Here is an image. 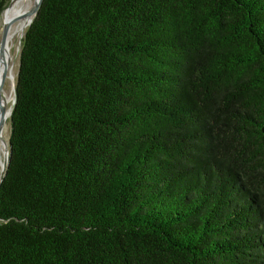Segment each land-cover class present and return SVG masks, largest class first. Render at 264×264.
<instances>
[{"label": "trees", "instance_id": "obj_1", "mask_svg": "<svg viewBox=\"0 0 264 264\" xmlns=\"http://www.w3.org/2000/svg\"><path fill=\"white\" fill-rule=\"evenodd\" d=\"M14 89L0 264H264V0H43Z\"/></svg>", "mask_w": 264, "mask_h": 264}, {"label": "bare ground", "instance_id": "obj_2", "mask_svg": "<svg viewBox=\"0 0 264 264\" xmlns=\"http://www.w3.org/2000/svg\"><path fill=\"white\" fill-rule=\"evenodd\" d=\"M38 0H11L10 6L5 9V20L4 25L9 24V29L6 37L5 48L1 51L0 55V103L5 106L6 115L5 121L10 118L11 109L10 105L14 99V91L8 92V89L5 85L10 82V85H14V74L13 69L10 67L8 61V43L11 42L14 36L21 34L24 30L29 26L32 21L34 15L32 13L36 3ZM13 20V22H12ZM2 83V84H1ZM8 85V84H7ZM5 132V122L4 126L0 130V155H1V147L4 143H2V138ZM5 153H6V148ZM5 153L3 161L0 162V168L4 164ZM0 169V170H1Z\"/></svg>", "mask_w": 264, "mask_h": 264}, {"label": "rangeland", "instance_id": "obj_3", "mask_svg": "<svg viewBox=\"0 0 264 264\" xmlns=\"http://www.w3.org/2000/svg\"><path fill=\"white\" fill-rule=\"evenodd\" d=\"M9 3H10V1L8 2V4ZM7 5H6V7H7ZM4 13H5V9H3L2 13L0 14V39H1L2 25H4V20H5ZM25 30L23 33L14 36L15 38H13L10 43H8V61H9L10 67H12V69H13V74H14V85H13V87H12V85H10V82L7 83L8 85L7 84L5 85V87L8 89V92H12V90L14 91L16 76L18 73L20 47H21V42H22ZM0 55H1V51H0ZM12 103H13V101L11 102L10 109L12 108ZM9 136H10V122H9V118H8L5 121V132H4L2 141H1L4 144L1 147L0 162L3 161L4 153H5L4 147H7V143L9 141Z\"/></svg>", "mask_w": 264, "mask_h": 264}, {"label": "water", "instance_id": "obj_4", "mask_svg": "<svg viewBox=\"0 0 264 264\" xmlns=\"http://www.w3.org/2000/svg\"><path fill=\"white\" fill-rule=\"evenodd\" d=\"M42 1L43 0H38L37 1L36 5H35V7H34V9L32 11L34 17L36 16ZM10 2H11V0H10ZM9 6H10V3L7 5L6 8H8ZM34 17H33V19H34ZM33 19H32V21H33ZM32 21L30 22V24L32 23ZM12 22H13V20H12ZM8 29H9V24L2 25L1 39H0V51H2L5 48V43H6V37H7ZM18 67H19V65H18ZM0 87H1V85H0ZM15 101H16V94H15V89H14V99H13V103H12V109H13V106L15 104ZM12 109H11V112H12ZM5 115H6L5 106L0 103V130L4 126ZM9 156H10V144H9V141H8L7 148H6V153H5L4 164H3L2 169L0 171V184H1L2 180H3V177H4L5 172H6V168L8 166Z\"/></svg>", "mask_w": 264, "mask_h": 264}]
</instances>
